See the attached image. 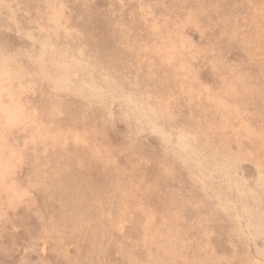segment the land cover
<instances>
[{
    "label": "rangeland",
    "instance_id": "374dc122",
    "mask_svg": "<svg viewBox=\"0 0 264 264\" xmlns=\"http://www.w3.org/2000/svg\"><path fill=\"white\" fill-rule=\"evenodd\" d=\"M0 264H264V0H0Z\"/></svg>",
    "mask_w": 264,
    "mask_h": 264
}]
</instances>
